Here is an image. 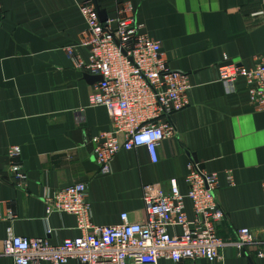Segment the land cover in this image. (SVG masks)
Returning <instances> with one entry per match:
<instances>
[{
	"label": "crops",
	"instance_id": "1",
	"mask_svg": "<svg viewBox=\"0 0 264 264\" xmlns=\"http://www.w3.org/2000/svg\"><path fill=\"white\" fill-rule=\"evenodd\" d=\"M85 1L1 0L0 217L11 211L13 219H0V252L8 236L48 239L52 245L79 237L75 217L47 214L44 202L53 191L73 184L87 186L94 226L118 225L121 214L143 224V187L159 185L168 192L169 180L175 179L186 195L191 162L218 175L214 197L225 216L218 235L234 240L239 230L248 229L260 240L264 109L249 102L243 80L227 95L217 68L224 61L254 67L264 52V0H94L108 18L115 17V2H130L140 32L160 43L169 68L187 75L190 86L188 106L169 118L174 134L159 144L157 162L143 147L121 150L109 174L100 172L91 142L110 131L109 115L102 106L88 105L95 82L66 56V48L84 40L86 24L78 4ZM75 50L87 63V49ZM11 146L21 151L24 191L15 189L8 173ZM185 213L193 219L187 199ZM168 232L182 234L178 227ZM257 251L248 246L239 253L227 246L213 263L193 264H264ZM0 264L14 262L0 257ZM156 264L173 263L161 259Z\"/></svg>",
	"mask_w": 264,
	"mask_h": 264
},
{
	"label": "built area",
	"instance_id": "2",
	"mask_svg": "<svg viewBox=\"0 0 264 264\" xmlns=\"http://www.w3.org/2000/svg\"><path fill=\"white\" fill-rule=\"evenodd\" d=\"M98 8L94 0L78 4L86 29L84 40L76 47L87 49V63L80 60L75 46L66 48V56L82 73L101 78L91 88L88 105L106 109L111 129L97 134L91 142L100 172L109 174L121 150L143 147L151 162H157L159 144L174 134L169 118L188 106L190 86L187 75L169 68L160 43L140 32L130 2H115V17H107L105 22L100 21ZM2 19L0 0V24ZM217 71L227 95L235 92L238 80H243L249 102L264 109V52L252 68L224 61ZM6 154L13 186L24 191L27 177L20 148L11 146ZM187 171L186 195L180 193L175 179L169 180L168 192L159 185L143 187V224L131 223L127 214H121L118 225L94 226L85 184L55 190L44 198L47 214L74 216L80 236L59 245L50 244L48 239L8 236L0 257L10 258L14 264H66L71 260L79 264H156L161 259L193 264L197 260L213 263L227 246L239 253L255 246L257 256L263 258L264 235L258 240L248 229L239 230L234 240L218 235L217 225L225 217L214 197L218 175L207 174L192 162ZM229 184L232 185L230 176ZM186 199L192 205V220L185 213ZM0 219L11 220L13 214L8 211ZM171 227L180 228L182 234H169Z\"/></svg>",
	"mask_w": 264,
	"mask_h": 264
},
{
	"label": "water",
	"instance_id": "3",
	"mask_svg": "<svg viewBox=\"0 0 264 264\" xmlns=\"http://www.w3.org/2000/svg\"><path fill=\"white\" fill-rule=\"evenodd\" d=\"M98 17H99L101 22H105L107 20V15H106L105 10L98 8ZM85 78H87L89 81L92 79V81L95 83L101 81L100 77H94V76H89V75L86 76L85 75Z\"/></svg>",
	"mask_w": 264,
	"mask_h": 264
}]
</instances>
